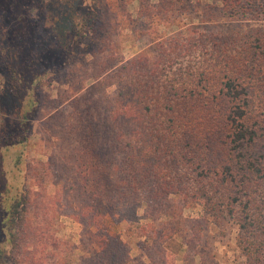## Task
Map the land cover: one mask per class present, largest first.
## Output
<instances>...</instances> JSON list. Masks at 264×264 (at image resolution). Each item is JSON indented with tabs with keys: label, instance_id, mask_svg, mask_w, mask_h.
I'll return each instance as SVG.
<instances>
[{
	"label": "trees",
	"instance_id": "16d2710c",
	"mask_svg": "<svg viewBox=\"0 0 264 264\" xmlns=\"http://www.w3.org/2000/svg\"><path fill=\"white\" fill-rule=\"evenodd\" d=\"M77 1L61 10L63 23L53 22L51 32L0 47L3 225L25 194L38 121L51 140L48 168L60 159L54 172L69 174L57 184L70 194L82 228L85 247L76 264H130L134 246L146 264H173V202L180 209L177 224L191 234L184 262L196 255L209 222L229 217L238 226L244 264H264V25H244L230 43L199 33L196 43L184 36V23L157 16L180 32L156 44V61L139 55L124 65L103 63L83 74L69 68L65 75L59 57L94 32L100 14L98 0H90L74 21L68 15ZM248 11L255 12L252 21L264 22L262 4L243 14ZM146 14L151 22L152 12ZM209 42L212 59L205 65H173L199 56ZM45 78L63 88L58 101L41 95ZM87 80L93 81L88 87ZM5 158L21 184H6ZM192 204L202 205L203 218L184 217Z\"/></svg>",
	"mask_w": 264,
	"mask_h": 264
},
{
	"label": "rangeland",
	"instance_id": "374dc122",
	"mask_svg": "<svg viewBox=\"0 0 264 264\" xmlns=\"http://www.w3.org/2000/svg\"><path fill=\"white\" fill-rule=\"evenodd\" d=\"M161 1L98 0L100 14L95 19L94 32L81 38V43L71 45L70 53L59 57L63 65L61 73L66 75L69 68L71 71L82 73L84 70L89 73L94 65L103 63L109 65V68L113 65H124L139 55L148 59L153 56L156 61V44L180 32L177 26H165L161 21L158 23L157 16H167L171 21L175 19L184 23L185 29H188L184 36L186 39L194 37L196 43L199 33L211 34L217 37L216 40H229L230 43V39L237 32L243 31L244 25H264L260 19L252 21L255 19L254 11L243 14L257 3L264 6V0H169L165 3L167 5ZM69 4L70 0H0V47L4 40L14 45L19 41L34 39L45 30L51 32L49 26L53 22L57 21L58 25L63 23L60 20L64 15L61 10H66ZM89 4L90 0H78L76 10L73 8L74 11H70L68 17L72 16L75 21L79 12H85ZM147 11H151L154 16L151 22L148 20L150 16L146 14ZM152 38L157 41L152 42ZM211 42L204 49L199 48V56L186 57L180 64L173 65H187L188 61L191 65H205V59H212ZM154 48L155 51L152 52ZM227 53L229 50H226L225 55ZM91 83L92 80H87L86 87ZM58 90L63 91V88H59L56 83H49L45 78L41 95L58 101ZM48 106L51 107V104ZM63 106L59 109L66 112ZM219 118L213 121H221ZM43 126L42 122L32 123L33 136L28 147L25 194L17 204L15 217L5 223L6 227L3 225V212L0 210V264H76L82 247H85L81 241V225L72 216L75 210L68 201L70 194L57 184L64 183L69 174L54 172V169L61 167L60 159H55L48 168V151H52V148L49 133L43 132ZM4 161L8 171L4 178L6 184H21L20 176L16 177L13 168L9 166V159L5 158ZM179 211L175 202L168 210L175 217L169 222L177 232L168 248L172 252L173 264L245 263L236 243V220L229 217L217 220L216 223L210 221L196 247V255L192 257L189 253L187 261L184 262L187 255L186 242L191 234L181 224H177ZM183 215L185 218L200 219L203 218L204 210L202 205L192 204L183 211ZM135 229L134 226L131 231ZM130 264H146L142 252L136 246L132 247Z\"/></svg>",
	"mask_w": 264,
	"mask_h": 264
}]
</instances>
